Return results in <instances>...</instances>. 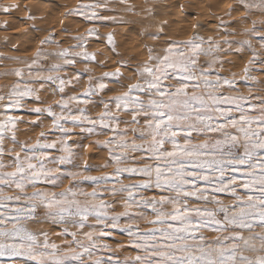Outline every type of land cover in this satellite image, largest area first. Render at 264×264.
<instances>
[{"label":"snow or ice","instance_id":"snow-or-ice-1","mask_svg":"<svg viewBox=\"0 0 264 264\" xmlns=\"http://www.w3.org/2000/svg\"><path fill=\"white\" fill-rule=\"evenodd\" d=\"M108 4L70 8L65 17L92 25L75 43L60 47L50 33L40 44L56 51L37 48L23 67L0 73L14 78L0 94V264H264V88L254 91L264 80L252 75L256 65L264 73V51L253 43L264 50V21H252L241 40L225 31L220 40L163 39L159 51L144 44L147 58L136 64L109 32L116 67L94 76L88 65L106 64L88 38H100L97 24L117 22L102 14ZM238 4L244 20L253 9L264 14V0ZM143 35L160 41L164 29ZM232 49L251 53L239 77L254 82L247 94L236 73L220 70ZM48 119L34 142L18 138L21 124L43 129ZM92 137L106 150L99 165L75 150Z\"/></svg>","mask_w":264,"mask_h":264},{"label":"rangeland","instance_id":"rangeland-1","mask_svg":"<svg viewBox=\"0 0 264 264\" xmlns=\"http://www.w3.org/2000/svg\"><path fill=\"white\" fill-rule=\"evenodd\" d=\"M187 1L127 0L126 4H122L120 0H109L108 7L110 11L103 12L102 14L116 16L117 22H106L107 26L104 27L97 24L100 38H88V51L96 53L97 59L106 64V67L100 68L94 62L90 63L88 66L93 69L92 74L100 76L102 72L114 70L116 67V57L105 47L106 40L104 37L109 32L114 33L117 51L120 52L121 56L124 58L135 57V59L131 60V63L136 64L147 58L143 47L144 44L154 46L159 51L164 46L163 39L183 41L198 34L204 36L205 39L213 37L220 40L223 38L225 31H235V35L230 36L229 39L241 40L247 38L241 35V33L245 28L252 26V21L257 22V27H260V21H264V14H261L256 9L251 11L247 20L242 19L245 11L238 4V0H198V2L191 0L192 5L190 0L188 1L190 4ZM89 2L90 0H0V9L11 5H18L16 8L9 7L8 12L0 10V54H2L0 56V73L17 67H23L20 61L30 60L37 48L43 47L48 52L56 51L57 49L54 46L40 44V40L50 33L54 32L56 34L57 40L60 41V47L66 48L75 43L72 37L84 34L86 29L92 25L84 22L81 17H65L64 14L70 8ZM193 2L196 5H193L195 4ZM129 6H133L132 11L126 10ZM230 8H237L238 10L232 11L231 15H228L227 13ZM29 15L35 18L29 20L27 19ZM221 20L226 25H229L227 29L217 27L221 23ZM64 27L68 29L67 34L61 31ZM160 27L164 29V36L160 41H152L143 35L146 32H155ZM253 43L258 51H264L259 49V45L256 44L255 40ZM4 57H16L18 59H4ZM250 58L251 53H238L235 49L228 50L221 55V59L225 61L223 68L220 69L222 74L230 76L231 73H236L238 79L237 88L244 94L248 93V88L254 83L253 81L245 82L239 80V77L242 75V69ZM227 61H231V63ZM50 62L48 61L47 63ZM84 63L86 62L78 64L76 71H80ZM126 75H130V73H126ZM252 75H255L258 81L264 80V73L260 71L259 65L253 68ZM13 79V77H0V94H4L11 87ZM86 86L87 79L85 77L82 83L76 86V91H82ZM259 88H264V85H258L254 91H257ZM114 94L106 92L101 93V96L107 99ZM42 98L46 102H51L50 96L45 95ZM28 104L34 106L35 102L29 100ZM99 110V108L93 109V115ZM18 114L23 115L26 120L35 119V114L29 113L26 110ZM49 126L50 119L44 121L43 129L33 128L27 123L21 124L19 126L20 132L18 133V138L34 142L39 132L47 130ZM49 138L54 139L55 136H50ZM95 139V137H92L84 140L83 143L88 144L89 147L75 150L80 152L84 160L91 164L99 165L103 163V156L106 150L100 149L97 151L96 148L92 147L91 141ZM93 174L98 175L100 173L95 172ZM65 186H67V182ZM55 230L59 231L58 228ZM122 237L123 234H120L117 239ZM53 238L55 239L54 236ZM112 243L113 247H115V243Z\"/></svg>","mask_w":264,"mask_h":264},{"label":"bare ground","instance_id":"bare-ground-1","mask_svg":"<svg viewBox=\"0 0 264 264\" xmlns=\"http://www.w3.org/2000/svg\"><path fill=\"white\" fill-rule=\"evenodd\" d=\"M189 1V0H188ZM187 1V2H188ZM197 2H198V0H196ZM195 1V2H196ZM201 1V0H200ZM214 1V0H213ZM26 2H28V1H26ZM190 2H191V0H190ZM195 2H193V3H195ZM34 3V2H33ZM43 3V2H42ZM189 3V2H188ZM36 4V3H35ZM190 4V3H189ZM20 5V4H19ZM37 5V4H36ZM44 5V4H43ZM191 5H192V2H191ZM193 5H196V3L195 4H193ZM223 5V4H222ZM226 6H227V4H226ZM189 7V6H188ZM194 7V6H193ZM217 7V6H216ZM228 7V6H227ZM33 8V7H32ZM215 8V7H214ZM218 9V8H217ZM216 9V10H217ZM212 10V9H211ZM170 11V10H169ZM154 12H155V10H154ZM242 12V11H241ZM243 13V12H242ZM256 13V12H255ZM204 14V13H203ZM213 14V13H212ZM206 15V14H205ZM242 15V14H241ZM3 16V15H2ZM223 17V16H222ZM6 18V17H5ZM157 18V17H156ZM197 18V17H196ZM227 18V17H226ZM182 20V19H181ZM203 21V20H202ZM178 22H181V21H178ZM176 23V22H175ZM203 23V22H202ZM210 23V22H209ZM178 24V23H177ZM170 25V24H169ZM158 26V25H157ZM31 32V31H30ZM177 32V31H176ZM7 34V33H6ZM9 34V33H8ZM3 35V34H2ZM10 35V34H9ZM17 36V35H16ZM20 36V35H19ZM25 39V38H24ZM11 40H12V38H11ZM13 40H15V39H13ZM109 52V51H108ZM98 58V57H97ZM238 60V59H237ZM237 64V63H236ZM231 68V67H230Z\"/></svg>","mask_w":264,"mask_h":264}]
</instances>
